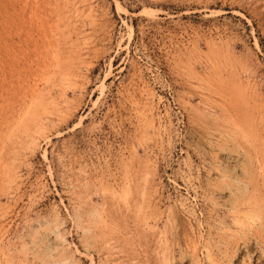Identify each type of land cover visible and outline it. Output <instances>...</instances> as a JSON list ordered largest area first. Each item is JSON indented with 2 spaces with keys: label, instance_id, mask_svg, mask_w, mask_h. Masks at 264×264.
<instances>
[{
  "label": "rangeland",
  "instance_id": "1",
  "mask_svg": "<svg viewBox=\"0 0 264 264\" xmlns=\"http://www.w3.org/2000/svg\"><path fill=\"white\" fill-rule=\"evenodd\" d=\"M68 263L264 264V0H0V264Z\"/></svg>",
  "mask_w": 264,
  "mask_h": 264
},
{
  "label": "bare ground",
  "instance_id": "2",
  "mask_svg": "<svg viewBox=\"0 0 264 264\" xmlns=\"http://www.w3.org/2000/svg\"><path fill=\"white\" fill-rule=\"evenodd\" d=\"M8 167H9V166H8ZM261 171H262V169H261ZM8 177H9V176H8ZM84 193H85V192H84ZM60 235H61V234H60ZM60 235H59V236H60ZM60 239H61V238H60ZM61 253L63 254V252H61ZM50 254H51V253H50ZM46 256H47V255H46ZM47 257H48V256H47ZM47 257H46V258H47ZM64 259H65V258H64ZM65 262H66V261H65ZM65 262H64V263H65ZM11 263H12V262H11ZM66 263H67V262H66ZM197 263H198V262H197ZM68 264H69V263H68ZM72 264H73V263H72Z\"/></svg>",
  "mask_w": 264,
  "mask_h": 264
}]
</instances>
